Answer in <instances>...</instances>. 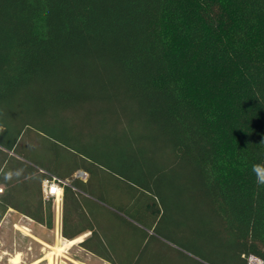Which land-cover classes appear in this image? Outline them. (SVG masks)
<instances>
[{
	"label": "trees",
	"instance_id": "obj_1",
	"mask_svg": "<svg viewBox=\"0 0 264 264\" xmlns=\"http://www.w3.org/2000/svg\"><path fill=\"white\" fill-rule=\"evenodd\" d=\"M30 132L91 178L64 187L67 239L98 237L103 210L150 227L156 198L177 186L219 217L232 264L264 261V186L251 171L264 163V0H0V149L24 159L21 186L52 176L19 149ZM1 183L2 216L16 183ZM52 205L39 193L25 214L52 229ZM98 239L113 264L145 250Z\"/></svg>",
	"mask_w": 264,
	"mask_h": 264
},
{
	"label": "rangeland",
	"instance_id": "obj_2",
	"mask_svg": "<svg viewBox=\"0 0 264 264\" xmlns=\"http://www.w3.org/2000/svg\"><path fill=\"white\" fill-rule=\"evenodd\" d=\"M49 145L48 140L39 134L30 132L21 140L19 149L37 159L43 166L40 171L45 176L54 175L60 178L65 176L68 181L74 182V173L77 170L74 160L80 162L78 158H74L71 152L63 148L57 149L59 155L55 157V151L50 150ZM7 158L8 164L5 166ZM23 161L20 155L13 152L7 154L5 150L0 149V188L3 189L0 192V199L4 200L9 190L1 182L7 180L16 183L11 199L13 206L4 209L2 216L3 207L0 208V264H34L49 250L45 242H43L44 245L35 242L18 230L16 225L26 226L31 232L37 234L44 229V238L48 244H55L57 233L61 241L67 239L62 235L61 229L56 232L55 223L52 229L42 228L25 214L26 211L36 207L39 193H37L36 184L31 185L28 193L19 184L23 172L21 168ZM90 179L87 183H90ZM167 191L161 193L162 201L156 198L161 212L156 223L150 227L143 225L141 220L138 221L140 216L135 214L126 216V219L133 225L130 229L103 210L99 214L97 236H101L105 243L110 244L111 241H117L113 243V247L120 250L132 247L133 252L136 253L139 252L140 242L145 240V250L138 264H211L206 260L207 258L218 264H232L230 261L232 257L235 258L236 251L229 243L228 234L222 227L219 217L218 220L211 221V217L215 218V216L204 203L201 194L178 193L177 186ZM126 228L130 229L129 236L125 233ZM144 230L148 232L146 237ZM85 233L82 241L65 251L71 259L60 255L55 257L52 263L44 259L37 264H113L100 254L103 252V247L98 242V237L93 238L87 244L82 243L91 236V231ZM88 246L94 247L99 252L90 250Z\"/></svg>",
	"mask_w": 264,
	"mask_h": 264
},
{
	"label": "built area",
	"instance_id": "obj_3",
	"mask_svg": "<svg viewBox=\"0 0 264 264\" xmlns=\"http://www.w3.org/2000/svg\"><path fill=\"white\" fill-rule=\"evenodd\" d=\"M74 177L86 182L89 178V173L85 170H77ZM70 181L67 178H60L57 176L46 177L41 183V195L44 201L52 200L54 207V223L56 224V232L62 227L63 215V200L64 187L69 185ZM3 189L0 188V192ZM247 264H264V261L255 255L247 257Z\"/></svg>",
	"mask_w": 264,
	"mask_h": 264
},
{
	"label": "bare ground",
	"instance_id": "obj_4",
	"mask_svg": "<svg viewBox=\"0 0 264 264\" xmlns=\"http://www.w3.org/2000/svg\"><path fill=\"white\" fill-rule=\"evenodd\" d=\"M16 228L20 231H22L24 234L30 236V237H35L27 228L22 227L20 225H16ZM59 231V230H58ZM57 238H56V242L55 244H48V243H44L45 246L49 249L47 251V253L45 254L44 257L40 258L39 260H37L36 262H34V264L39 263L40 261L44 260V259H48L49 263H52L54 258L57 256H65L69 259H71L70 257H68L65 254V251L67 249H71L74 245H76L78 242L82 241L83 237L86 235H80L78 237H75L73 239H66L64 241H61L59 238V233H57ZM45 247V248H46ZM15 259V258H14ZM17 263V262H16Z\"/></svg>",
	"mask_w": 264,
	"mask_h": 264
},
{
	"label": "crops",
	"instance_id": "obj_5",
	"mask_svg": "<svg viewBox=\"0 0 264 264\" xmlns=\"http://www.w3.org/2000/svg\"><path fill=\"white\" fill-rule=\"evenodd\" d=\"M4 184V183H3ZM37 184V183H36ZM5 185V184H4ZM32 185V184H31ZM31 185L30 184H26L25 186H23L24 187V189L25 190H30V188H31ZM36 187H37V193H40V195H41V185H36ZM29 192V191H28ZM41 197H42V195H41ZM42 200H43V198H42ZM44 201V200H43ZM11 207V206H10ZM9 207V208H10ZM33 219V218H32ZM34 220V219H33ZM35 221V220H34ZM37 224H39L42 228H46V226H44L43 224H41V223H39V222H37V221H35ZM21 226V225H20ZM22 227H25V228H27L28 230H29V228L28 227H26V226H22ZM47 229V228H46ZM43 230V231H42ZM41 231H40V234H37V233H34V232H31L30 230V232L35 236V237H31L32 238V240H34L35 242H39V243H42L43 244V242H45V243H48V241H46V239L44 238V229H42ZM59 231H60V229H59ZM26 236H28V235H26ZM30 237V236H29ZM44 245V244H43ZM39 260V259H38ZM37 261V260H36ZM35 261V262H36Z\"/></svg>",
	"mask_w": 264,
	"mask_h": 264
},
{
	"label": "clouds",
	"instance_id": "obj_6",
	"mask_svg": "<svg viewBox=\"0 0 264 264\" xmlns=\"http://www.w3.org/2000/svg\"><path fill=\"white\" fill-rule=\"evenodd\" d=\"M251 171L255 175L256 183L264 186V163L253 164Z\"/></svg>",
	"mask_w": 264,
	"mask_h": 264
}]
</instances>
